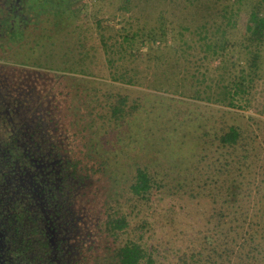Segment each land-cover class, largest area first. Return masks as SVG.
Segmentation results:
<instances>
[{
  "label": "rangeland",
  "instance_id": "1",
  "mask_svg": "<svg viewBox=\"0 0 264 264\" xmlns=\"http://www.w3.org/2000/svg\"><path fill=\"white\" fill-rule=\"evenodd\" d=\"M22 4L31 12L20 23L13 20L18 49L9 46L11 35L1 39V67L46 80L52 129L69 157L96 169L80 201L83 242L104 220L105 202L132 210L131 226L144 223V237L169 264L198 248L211 253L207 237L217 240L224 258L246 233L264 235V37L248 39V23L254 14L264 16V0ZM224 14L232 25L221 19ZM159 25L166 36L151 44L147 34ZM217 26L226 30L227 51L212 59L200 37L213 36ZM133 34L131 43L122 40ZM245 46L260 47L262 68L232 100L231 83L250 60ZM117 107L118 117L112 113ZM230 127L239 130L240 140L226 148L219 138ZM137 168L156 182L148 201L130 193ZM227 188L233 190L230 202ZM256 258L244 263L264 264V253Z\"/></svg>",
  "mask_w": 264,
  "mask_h": 264
},
{
  "label": "flooded vegetation",
  "instance_id": "2",
  "mask_svg": "<svg viewBox=\"0 0 264 264\" xmlns=\"http://www.w3.org/2000/svg\"><path fill=\"white\" fill-rule=\"evenodd\" d=\"M24 2L30 0H0V41L11 35L13 50L19 46V34L14 35L18 24L13 20L20 23L31 12ZM3 64L0 264H80L82 191L72 176L75 169L67 165L61 134L52 129L46 80L37 82L27 70L6 71Z\"/></svg>",
  "mask_w": 264,
  "mask_h": 264
},
{
  "label": "trees",
  "instance_id": "3",
  "mask_svg": "<svg viewBox=\"0 0 264 264\" xmlns=\"http://www.w3.org/2000/svg\"><path fill=\"white\" fill-rule=\"evenodd\" d=\"M69 2L73 4L78 2V0H69ZM223 11L226 13L225 8ZM41 15L43 18L49 19L47 18V14L42 13ZM41 15L40 17H42ZM40 17L39 20L41 21ZM221 17L223 20L226 19L225 21L228 25H232L230 18L225 17V14ZM37 24L39 25L40 23ZM37 24L35 25L38 27ZM52 24L55 25L56 22ZM248 24L250 26L248 28L250 33V38H248L249 41L255 40L256 42H261L264 37V16L254 14ZM166 32L167 29H164L159 25L156 29L149 31L148 34L146 33V40H148L151 44H154L156 41L163 39L166 36ZM215 32L216 34L213 33V36L211 35L207 37L204 34L205 36L200 37L203 41L204 52L211 53L212 59L220 58L223 56L224 52L227 51L226 30L217 26ZM135 36L137 35H126L122 40H126V42L131 43ZM100 42L104 52L107 54L109 52L107 39L104 36H101ZM141 42L144 41L142 40ZM245 47L246 53L250 56V60L247 64L248 68H243L240 75L231 83L229 94L231 95L232 100L241 93H244L246 89L250 88L253 78L257 77L258 72H260V69L262 68L260 60V47L258 46L255 50H250L249 46ZM133 49L134 48L131 46V50ZM123 82L129 85L135 84L132 79L123 80ZM229 105H232V103H229ZM112 113L114 116L118 117V115L122 113V110L117 107L112 111ZM239 140L240 132L235 127H230L228 132L219 138L221 145L226 148H233L238 145ZM67 159L69 169H75L76 172V174L73 173L72 176L75 177L78 182V186L81 187V191L83 192L84 188L88 186L91 172L96 171V169L91 168V166L88 168H82L81 161L76 157H69L68 153ZM97 170L103 172L99 167ZM155 183L156 182L152 180L144 169L137 168L134 180L129 186L130 193L132 196L139 198L140 201H148L153 194L152 191H154V187L156 186ZM227 190L229 192L228 194L226 193V196L228 195L230 198L232 196L230 193L233 192V190L232 188H227ZM230 201L231 198L228 202ZM102 207L104 220L96 230V233L94 232L90 235V237L88 236V239L83 242L80 264H169L167 257L162 255L159 250L151 245L144 237L146 232L149 233L148 227L144 223L131 226L129 214L132 213V210H128L127 214L126 211L114 208V206H112L109 202H105ZM219 218L223 217L220 215ZM262 231L257 230L256 233H258V235L252 232L246 233L243 238H241V242L237 243L235 251L231 250L228 252L225 250L224 258L231 264H235L234 262H236V264H240L239 262L246 264L244 262H248V259L249 261H258L256 257L260 256L261 253H264L262 248L264 235L262 234ZM216 241L217 240H214L212 237H207L205 239V243L212 246L211 249H209L211 253L206 254L207 249L205 247L198 248L189 254L182 253L178 255L176 264H224L216 260V258L224 259L222 256L223 254L218 253L216 250V246L214 245V242L216 243ZM231 241L234 242L235 240ZM213 254L216 255V257H213Z\"/></svg>",
  "mask_w": 264,
  "mask_h": 264
}]
</instances>
